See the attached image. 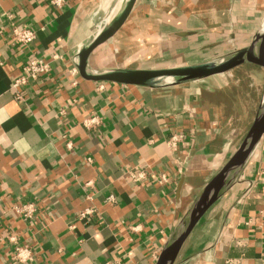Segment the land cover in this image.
Listing matches in <instances>:
<instances>
[{"label":"crops","instance_id":"obj_1","mask_svg":"<svg viewBox=\"0 0 264 264\" xmlns=\"http://www.w3.org/2000/svg\"><path fill=\"white\" fill-rule=\"evenodd\" d=\"M9 13L35 30L30 45L12 41ZM261 27L264 0H65L62 7L0 0V264H14L8 234L34 250L32 261L16 264H155L196 195L241 144L264 92V68L251 62L162 88L91 81L80 75V49L104 29L111 34L89 54L87 73L174 68L226 59ZM32 53L52 69L29 82L20 104L10 84ZM55 53L61 58L52 60ZM89 113L102 118L92 132L80 125ZM170 131L185 135L180 171L165 143ZM133 167L164 173L167 182H132ZM111 194L116 201L106 203ZM18 199L38 203L34 224L11 211ZM84 209L93 212L78 218ZM173 264H264V133Z\"/></svg>","mask_w":264,"mask_h":264},{"label":"water","instance_id":"obj_2","mask_svg":"<svg viewBox=\"0 0 264 264\" xmlns=\"http://www.w3.org/2000/svg\"><path fill=\"white\" fill-rule=\"evenodd\" d=\"M111 32L103 31L78 53L80 75L91 81H110L128 85L162 88L200 80L222 74L244 63H255L264 68V27L255 33L254 42L246 49L239 50L226 59L203 64L165 69H116L104 73L91 74L85 70L86 60L91 51L107 40ZM258 55H255V49ZM264 133V92L255 118L239 147L225 165L210 179L196 195L181 220L173 229L163 246L155 264H173L185 239L208 207L238 178L239 173L251 159Z\"/></svg>","mask_w":264,"mask_h":264},{"label":"built area","instance_id":"obj_3","mask_svg":"<svg viewBox=\"0 0 264 264\" xmlns=\"http://www.w3.org/2000/svg\"><path fill=\"white\" fill-rule=\"evenodd\" d=\"M65 0H49V4L62 7ZM7 20L10 22V33L12 35V41L20 47L30 45L36 38L35 30L29 28L28 26H17L13 22V15L11 13L6 15ZM33 54V53H32ZM61 58L58 54L52 55V60ZM51 60H45L39 55H32L27 59L26 62L22 65L21 73L12 79L10 84V89L12 91L13 97L16 102L20 104L25 103V95L23 93L24 88L28 86L30 81H37L43 76L51 72ZM70 76L73 77L71 82L72 85H76L77 81L74 77L77 75L76 68H72L69 71ZM65 110L62 108L58 111L59 115H63ZM102 124V118L97 113H89L81 121L80 125L87 132L95 131ZM62 137L65 140L66 147L68 149L72 148L71 141L67 140V131H64ZM165 143L168 148L169 153L173 155L174 162L177 166V169L180 171L183 165L182 154L180 148L185 143V135L180 131H170L169 135L165 137ZM90 162L91 160L88 159ZM127 175L129 176L132 182H139L142 180L151 179V181L157 182L159 184H165L167 182L166 175L160 173L154 175L148 167L143 168H129L127 170ZM86 183L85 185H88ZM116 201L114 195H109L105 198L106 203H114ZM11 211L17 215L20 220L26 224H34L40 212V208L37 202L35 201H24L21 199L16 200L11 204ZM92 209H84L77 214L78 218H84L87 215L92 214ZM132 230H135V227H130ZM7 242L12 247L11 261L16 263H27L33 259V247L27 243H20L19 237L14 234H8L6 236ZM103 264H124L120 260H111L106 259Z\"/></svg>","mask_w":264,"mask_h":264},{"label":"rangeland","instance_id":"obj_4","mask_svg":"<svg viewBox=\"0 0 264 264\" xmlns=\"http://www.w3.org/2000/svg\"><path fill=\"white\" fill-rule=\"evenodd\" d=\"M264 81V79H262L259 83H260V85H261V83ZM264 84V82L262 83V85ZM248 101L250 102V103H252V109H254V107H255V104H256V100H255V97H252V99H248Z\"/></svg>","mask_w":264,"mask_h":264}]
</instances>
